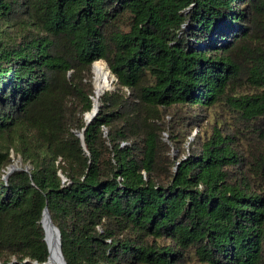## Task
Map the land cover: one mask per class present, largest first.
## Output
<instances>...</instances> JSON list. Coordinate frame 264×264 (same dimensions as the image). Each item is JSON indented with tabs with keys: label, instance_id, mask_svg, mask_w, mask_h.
Segmentation results:
<instances>
[{
	"label": "trees",
	"instance_id": "1",
	"mask_svg": "<svg viewBox=\"0 0 264 264\" xmlns=\"http://www.w3.org/2000/svg\"><path fill=\"white\" fill-rule=\"evenodd\" d=\"M44 208L66 264H264V0H0V264Z\"/></svg>",
	"mask_w": 264,
	"mask_h": 264
},
{
	"label": "water",
	"instance_id": "2",
	"mask_svg": "<svg viewBox=\"0 0 264 264\" xmlns=\"http://www.w3.org/2000/svg\"><path fill=\"white\" fill-rule=\"evenodd\" d=\"M92 67H93V64H92ZM92 84H93V87H94V79H93ZM98 107H99V105L96 108L93 109V103H92L91 110L84 114V120L86 121V124L90 123V121L96 116V114L98 112ZM77 135H78V137L81 140V145H82L83 150H86L85 144L83 142V132H80ZM17 170L28 171L29 167L20 168V167H17L15 164H11V165L6 167V170H5V172H4L3 176H2V179L4 181H6L8 176L11 173H13L14 171H17ZM63 180H64V178H63ZM45 218H47L49 226L54 231V233L56 235V238H53L51 235L48 236L46 234V230L44 228V219ZM40 224H41V227H42V230H43V238H42V240H43V242L45 244L46 251H47L46 259L41 264H66V262L64 260V257L62 255V251H61L59 230L52 223L50 215H49V213H48L46 208H44V210L42 212V218H41Z\"/></svg>",
	"mask_w": 264,
	"mask_h": 264
},
{
	"label": "bare ground",
	"instance_id": "3",
	"mask_svg": "<svg viewBox=\"0 0 264 264\" xmlns=\"http://www.w3.org/2000/svg\"><path fill=\"white\" fill-rule=\"evenodd\" d=\"M93 74H94V89H95V96H96V101L93 104V109H94L99 105V99L101 95L104 93V91L107 90V87L109 86L111 82L110 80H111L112 74L109 71L106 64L101 61L93 64ZM44 228L48 236L51 235L53 238H56L54 231L49 226L47 218L44 219Z\"/></svg>",
	"mask_w": 264,
	"mask_h": 264
},
{
	"label": "rangeland",
	"instance_id": "4",
	"mask_svg": "<svg viewBox=\"0 0 264 264\" xmlns=\"http://www.w3.org/2000/svg\"><path fill=\"white\" fill-rule=\"evenodd\" d=\"M100 61H101V60H100ZM101 62H104V61H101ZM104 63H105V62H104ZM105 64H106V63H105ZM91 72H92L93 79H94L93 67H92ZM110 81H111V82H110L109 86L107 87V90H106V91H110V90L112 89V84H113V82L115 81V78L112 76ZM92 82H93V80H92ZM93 88H94V87H93ZM11 164H15V165L17 164L16 166H17V167H20V168L29 167L28 165H24V164H22L21 160H20L19 158H16V157L13 156V155H12V162L10 163V165H11Z\"/></svg>",
	"mask_w": 264,
	"mask_h": 264
}]
</instances>
